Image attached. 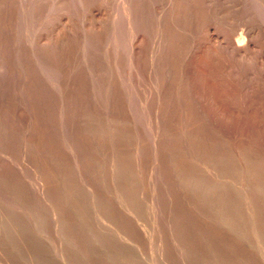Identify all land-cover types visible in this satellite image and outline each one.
<instances>
[{"label":"rangeland","instance_id":"rangeland-1","mask_svg":"<svg viewBox=\"0 0 264 264\" xmlns=\"http://www.w3.org/2000/svg\"><path fill=\"white\" fill-rule=\"evenodd\" d=\"M0 264H264V0H0Z\"/></svg>","mask_w":264,"mask_h":264},{"label":"clouds","instance_id":"clouds-1","mask_svg":"<svg viewBox=\"0 0 264 264\" xmlns=\"http://www.w3.org/2000/svg\"><path fill=\"white\" fill-rule=\"evenodd\" d=\"M243 42H244L243 38H241V40L238 41V43H240L241 45L243 44Z\"/></svg>","mask_w":264,"mask_h":264}]
</instances>
